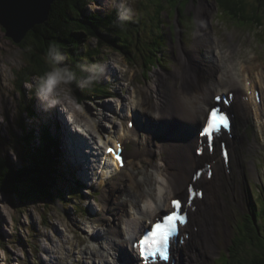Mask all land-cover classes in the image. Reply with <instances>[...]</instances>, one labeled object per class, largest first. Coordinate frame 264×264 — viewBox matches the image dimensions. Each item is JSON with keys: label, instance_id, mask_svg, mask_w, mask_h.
I'll use <instances>...</instances> for the list:
<instances>
[{"label": "rangeland", "instance_id": "obj_1", "mask_svg": "<svg viewBox=\"0 0 264 264\" xmlns=\"http://www.w3.org/2000/svg\"><path fill=\"white\" fill-rule=\"evenodd\" d=\"M158 2L160 3V0H127L134 10L132 19L127 21L132 23L135 30L134 44L127 47L131 57L133 53L135 54L133 61L128 60V55L108 46L97 49L98 53L92 52L94 57L89 60V64H103L106 68L105 76L95 85L102 87L107 93L87 91L89 87L78 86L79 96L71 88L61 92L55 98V103L50 101L42 103L37 98L34 88L37 77L20 85L21 80L17 77V72L27 65L25 50L21 44L16 45L5 37L0 27V157L6 158L15 167H20L22 164L29 165L28 160L25 159L28 148L25 138L34 132L36 140L34 143L31 142V148L33 150L41 148L40 150H44L50 158L48 142L44 143L42 139L46 136L54 154L52 137L44 132L40 138L42 129L48 126L43 116L47 111L45 108L48 107L55 108L59 113L66 115V118L69 115L66 111L69 109L70 115L76 118V124L99 126L101 135L99 134L96 139L98 143L104 142L102 146L105 148L114 136L124 133L127 116L138 111L140 114L147 113L150 117V112L155 109L153 100L159 96L156 90L160 91L162 85L159 77L165 79V76H168L170 84L175 83L181 87L183 83L181 72L184 67L179 65L180 53H191L193 48H196L199 54H195L196 62L199 64L194 63L192 66L198 65L202 70L203 68L210 70L214 65L216 66L218 55L216 49L227 53L226 51L232 48L235 66L241 62L247 66L251 74L255 75L256 72L264 74V25L242 26L226 19L219 14L217 0H179L176 8L184 4L185 18H181L177 10L173 13L174 6L168 0L162 1L159 8ZM245 2L255 4L256 8L258 6L256 0ZM88 3L85 9L86 15L94 13L118 15L121 0H89ZM201 34L204 39H201ZM156 39L157 45L153 44L157 42ZM137 40L139 46L146 42L151 47H155L153 48L155 53L164 58L163 66L157 62L154 67L146 65L142 56L143 47L137 49L135 44ZM84 45L95 49L97 41L91 39ZM65 63L66 61H62L61 66H65ZM228 65L229 61L224 63L223 68L227 69ZM200 76L207 85L211 80L215 81L217 72L212 75L201 73ZM187 79L188 82L191 81L190 76ZM149 86H153L150 96L147 91ZM139 101L143 102L144 107L137 106ZM235 111L238 115V111L236 109ZM239 114L243 117L238 115L240 119L237 122V139L242 148L238 154L240 146L236 145L237 164L233 165L232 162L231 165L233 176H224L225 211L231 235L229 239H220L216 254L213 256L206 254L199 245L200 250L192 247L190 252L195 255L197 264H252V262L258 264L263 259L256 252L262 253L264 248V220L261 217V213L264 212V118H258V122L252 113L248 116L239 111ZM246 116L249 118H244ZM140 121L149 125L147 120ZM86 125H83L85 134L81 135L82 141L89 145V147L85 146V154L89 153L87 149L96 152L92 149V146L96 147V145L86 131L88 128ZM69 129L75 136L76 133L72 131L75 130V125H69ZM150 129L157 130L154 127ZM67 139L69 142V138ZM83 145L81 144L82 148ZM134 149L132 142L127 145V150ZM84 150H81L79 163L81 162L86 170L85 179L76 180L75 177H71L72 172L68 176L61 168L56 170L53 166L54 178L48 185L52 200L30 191L18 197L0 193V264H104L100 262L102 259L107 264L126 262V259L123 261L119 258V253L112 249L103 235L105 231L103 224L107 222L104 219L109 216L114 217L108 211L116 203V194L111 196L110 207H104L103 196L109 191L110 185H119L122 175L109 166L101 169L97 166L99 163L96 156L92 155V157L88 154L85 157ZM152 161L157 164L159 156L156 154ZM150 163L146 161L138 164L135 171L143 170ZM239 165L247 168L251 165L254 168L247 170L248 173L245 171L242 179L239 173L241 170H237ZM124 172L128 174L130 168L125 169ZM238 182H242L244 187L234 196L232 191L235 190L236 185L238 190ZM125 184V188L131 193L132 185L126 181ZM26 186L27 183H24L21 188ZM255 209L263 238L258 237L256 225L248 222V217L252 216ZM242 225L243 228L247 225L250 233V235L247 233L245 242L247 244L241 243V238L238 245L234 246L233 241L241 237ZM211 231L209 230L208 233ZM251 244L253 246H250ZM184 247L183 251L188 252V247ZM128 248L130 249L129 245ZM92 250L97 251L98 258L89 254ZM202 251L207 256L206 260L203 259Z\"/></svg>", "mask_w": 264, "mask_h": 264}, {"label": "bare ground", "instance_id": "obj_2", "mask_svg": "<svg viewBox=\"0 0 264 264\" xmlns=\"http://www.w3.org/2000/svg\"><path fill=\"white\" fill-rule=\"evenodd\" d=\"M200 37L204 39L203 34ZM181 48L183 49V47ZM196 50V48H193L191 53H180L181 61L179 65L180 67H184L181 72V78L183 79L181 87H178L175 83V85L173 83L170 84L168 76H165V79L159 77L162 85L160 91L156 90L159 96L153 100L155 109L150 112V117L147 116V113L140 114L138 111L133 112L136 126L132 130L126 126L124 133L114 136L113 140L108 141L113 143L117 139L118 144L121 142L125 146L123 152L126 159L125 169L130 168L128 174L124 172L125 169L120 172L122 178L118 183L119 185H110L109 191L103 196V205L107 207L109 206L111 196L114 193L116 194V203L108 211L114 217L108 215L109 217L104 219L107 222L103 224L105 228L103 235L109 241L112 249L119 253L120 259L124 261L127 258L129 260L125 264H138V254L132 252L128 248V245L130 246V242L142 234V231L147 227L148 221L154 222L160 214L171 211L170 202L175 197H188V188L192 182L194 170H197V167H202L204 161L210 165L215 162V165H211L214 175L211 180L207 178L206 172L202 175L199 186L204 190L203 199L198 200L196 213L192 214L190 224L188 223V225L181 228L179 237L180 242H184L189 251L186 253L180 252V249H178L180 247H178L176 256L174 257L176 260L175 264H197L195 255L190 252L192 247L199 250L202 248L206 254L215 255L220 239H229L231 235V228L227 224L226 218L224 192V184L226 183L224 176H229L226 173L223 161L217 156L209 157V159L204 156L207 160H201L198 166H196V132L199 127V121L201 122L204 117L206 109L212 104L213 98L222 91L230 90L237 94V98L232 105L233 109L246 115H248L247 113H252L257 121H259L258 118L263 119L264 74H251L247 66H244L241 62L235 66L232 59V52L234 51L232 48L226 51L227 53L216 49L218 53L216 66L218 68L214 65V68L210 70L204 68L202 70L198 65L192 66L194 63L199 64L195 59V54L199 55ZM227 61H229V67L224 69L223 65ZM176 71H178V68H176ZM216 72L215 81L211 80L209 84H204V79L201 78L203 75L200 76V74L212 75ZM177 73L180 74L179 72ZM188 76L191 77L190 82H188ZM174 77H176V74ZM242 78L244 79L242 80ZM152 90L153 86H149L147 89L149 96ZM257 92L262 95H260L261 100L259 102L256 99ZM137 106L139 108L144 107L143 102L140 103L139 101ZM45 110L47 111L43 113V116L46 118L48 126L42 129L40 138L46 132L54 140L51 142V144L54 143V154L50 149L52 161L55 163L53 166H55L56 170H60L61 168L64 174L66 173L68 176L72 172L73 176L71 177H75L76 180L85 179L84 172L86 170H84L81 162L79 163L81 150L85 148L84 145L83 148L81 146L84 141H82L83 137L78 133L76 127H81L82 129L79 130L85 134L83 125L85 126L86 123L75 124L78 138L74 139L67 122L68 120L70 122L74 121V123L77 122H75L76 118L74 119V116L70 115V110H68L70 115V117L68 115V118L53 107L45 108ZM139 114L141 117H139ZM140 120H147L149 125H145ZM86 127H88L86 131L98 149H96L97 154L88 149L87 152L90 151V153L85 154L84 150V156L86 157L88 154L97 157L102 154L105 155L101 146L97 145L96 137H99V134L101 135V131L98 130L99 126L86 125ZM150 127H154L157 130L151 131ZM30 131L33 132V130ZM69 132L72 138L67 142V138L70 136ZM157 137H164L165 139L163 138L164 141L159 144V140H157L159 138ZM30 138L31 142L33 141L34 143L36 140L35 132L30 135ZM138 141H141V143L139 144ZM131 142L134 144L135 149L127 150V145ZM99 144L103 145L104 142L101 141ZM235 144L234 142L231 145L233 151L234 148L236 149ZM239 146L238 154L242 148L241 144ZM154 148L155 150H153ZM156 154L160 160L157 164L152 161V158ZM103 157L112 162L110 156ZM103 157L98 158L104 161ZM146 161L151 162L148 167L135 171V167L138 164ZM113 164H116V162L113 161ZM91 165L93 166V164ZM104 165L103 163L100 168H105V166L108 168L107 165ZM242 165L237 166V170H241L239 173L243 179L245 171L248 173L247 170L252 169V167L254 168V166L249 165V168H247L242 167ZM112 167L114 168V166ZM114 169L117 173L116 167ZM125 181L132 185L130 187L131 193L125 188ZM237 184H239L238 190L236 185V188L234 187L235 190L232 191L234 196L236 192L244 187L242 182H238ZM114 206L116 207L114 208ZM191 212L193 211L191 210ZM256 212L257 210L255 209L254 213ZM110 219H112V222H110ZM209 230L212 231L208 233ZM100 238L102 239L103 236ZM203 251V259L206 260L207 256ZM89 254L92 256L96 255L98 258L97 251L94 252L92 250ZM179 255H181V258L178 259ZM100 262L107 264L103 259Z\"/></svg>", "mask_w": 264, "mask_h": 264}, {"label": "trees", "instance_id": "obj_3", "mask_svg": "<svg viewBox=\"0 0 264 264\" xmlns=\"http://www.w3.org/2000/svg\"><path fill=\"white\" fill-rule=\"evenodd\" d=\"M88 1L54 0L46 22L42 25L35 26L21 43L23 50H25L27 65L23 70L17 72V77L21 80L20 85L28 83L33 77L39 78L46 71L50 70L51 64L48 62L50 51H56L63 55V61H66L65 66L76 74L77 80L83 75L80 70V65L89 63V60L94 57L92 52L98 53L97 49L103 46L115 48L125 55H128L129 61H133L135 54L133 53L131 57L130 51L127 50V47H131L134 44L133 36H135V30L132 23L119 22L117 13L105 15L94 13L86 15L85 9L86 5L89 4ZM162 1L164 0H160V3H157L158 8L160 4L162 5ZM168 1L174 6L173 13L177 10L181 18L186 17L184 4L176 8L179 0ZM245 1L247 0H217L219 14L230 21H234L238 25L263 26L264 0H256L257 8L255 4L251 5ZM91 39L97 41L95 49H90L84 45L86 41ZM135 42L138 50L140 49L139 47H143L142 56L146 65L154 67L156 62L162 64L163 60L153 50L155 47H151L146 42L139 46L138 40ZM153 44L157 45L158 41ZM26 47L28 48L26 49ZM71 88L77 96L80 95V88L76 82L71 85ZM87 91L100 94L107 93L105 89L99 86L97 87L95 83ZM42 139L44 143L48 142L50 151L51 147L48 138L43 136ZM25 142L28 147H25L27 150V157L25 159L28 160L29 165L22 164L20 167H15L6 158L0 157V193L18 197L20 194L30 191L47 200H52L50 197L52 194L51 189L48 186L50 185L49 182L54 178L52 176V157L50 155L49 158L44 150H40L41 148L33 150L31 148L30 136L25 138ZM24 183H27V186L21 188V185ZM255 217L256 220L249 218L248 222L249 224L253 223L256 225L255 228L258 230L256 231L258 237L263 238L261 227L258 224L257 212L255 213ZM261 217L264 220V212L261 213ZM243 226L240 227L241 237H238L234 241V246L238 245V241L241 238V243H245L247 240L249 230L247 226L245 228ZM250 246L253 245L251 244ZM256 254L261 255L263 258L258 264H264V248L262 253L256 252ZM252 264L254 263L252 262Z\"/></svg>", "mask_w": 264, "mask_h": 264}, {"label": "clouds", "instance_id": "obj_4", "mask_svg": "<svg viewBox=\"0 0 264 264\" xmlns=\"http://www.w3.org/2000/svg\"><path fill=\"white\" fill-rule=\"evenodd\" d=\"M134 10L127 3V0H121L118 20L119 22L130 21L133 17ZM63 55L56 51H50L48 62L51 64L50 70L46 71L34 84L37 98L42 102L55 103V98L65 90H71V85L76 82L81 88L90 87L100 81L106 73L103 64L84 63L80 65L83 73L77 80L76 74L66 66H61Z\"/></svg>", "mask_w": 264, "mask_h": 264}, {"label": "snow or ice", "instance_id": "obj_5", "mask_svg": "<svg viewBox=\"0 0 264 264\" xmlns=\"http://www.w3.org/2000/svg\"><path fill=\"white\" fill-rule=\"evenodd\" d=\"M227 128L226 117L220 114L219 109L212 107L206 116V125L203 127V135L206 137L209 146H211L213 134L220 132L221 128ZM113 150L109 148V152ZM117 160L120 156L117 155ZM172 211L158 217L157 222L146 232L139 241L141 254L145 256L157 257L163 261L169 259L168 249L169 240L178 231V224L186 223V217L181 213V201L173 199Z\"/></svg>", "mask_w": 264, "mask_h": 264}, {"label": "water", "instance_id": "obj_6", "mask_svg": "<svg viewBox=\"0 0 264 264\" xmlns=\"http://www.w3.org/2000/svg\"><path fill=\"white\" fill-rule=\"evenodd\" d=\"M54 0H0V27L19 45L35 26L46 22Z\"/></svg>", "mask_w": 264, "mask_h": 264}]
</instances>
